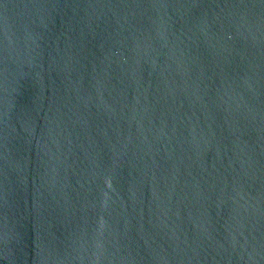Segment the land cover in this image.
<instances>
[{
	"label": "water",
	"instance_id": "water-1",
	"mask_svg": "<svg viewBox=\"0 0 264 264\" xmlns=\"http://www.w3.org/2000/svg\"><path fill=\"white\" fill-rule=\"evenodd\" d=\"M208 155L217 264H264V0H212Z\"/></svg>",
	"mask_w": 264,
	"mask_h": 264
}]
</instances>
